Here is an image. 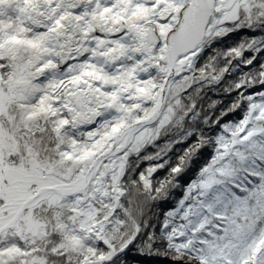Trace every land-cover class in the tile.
Here are the masks:
<instances>
[{
  "label": "snow or ice",
  "instance_id": "6c2138e0",
  "mask_svg": "<svg viewBox=\"0 0 264 264\" xmlns=\"http://www.w3.org/2000/svg\"><path fill=\"white\" fill-rule=\"evenodd\" d=\"M264 264V0H0V264Z\"/></svg>",
  "mask_w": 264,
  "mask_h": 264
},
{
  "label": "trees",
  "instance_id": "16d2710c",
  "mask_svg": "<svg viewBox=\"0 0 264 264\" xmlns=\"http://www.w3.org/2000/svg\"><path fill=\"white\" fill-rule=\"evenodd\" d=\"M147 264H164V262L162 260H157L155 262L153 261H148Z\"/></svg>",
  "mask_w": 264,
  "mask_h": 264
}]
</instances>
